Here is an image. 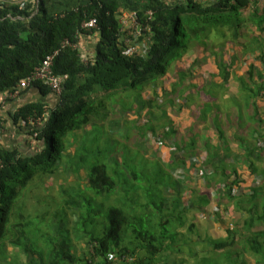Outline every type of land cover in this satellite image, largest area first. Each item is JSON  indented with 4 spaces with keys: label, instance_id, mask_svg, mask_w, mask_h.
Returning <instances> with one entry per match:
<instances>
[{
    "label": "trees",
    "instance_id": "16d2710c",
    "mask_svg": "<svg viewBox=\"0 0 264 264\" xmlns=\"http://www.w3.org/2000/svg\"><path fill=\"white\" fill-rule=\"evenodd\" d=\"M121 11H135L139 22L150 27L139 37L143 44L137 52H129V33L119 21ZM91 18L97 27H82ZM248 33L252 36L246 39ZM87 34L96 37L90 52L62 45L66 40L79 43ZM200 48L207 50V62L197 72L183 61L188 52ZM55 50L53 71L67 75L61 91L35 81L24 90L34 87L41 98L8 113L11 129L3 125L7 119L0 117V127L9 131L15 143L0 142V241L8 235V223L15 220L16 234L4 241L22 252L24 224L16 221L22 220L23 210L25 214L33 210L26 211L23 200L17 217L12 212L17 197L26 193L22 190L33 179L55 176L62 179L59 189L76 185L81 192L63 193L68 211L54 209L53 219L60 217L54 229L65 226L62 243L37 256L30 251L28 264H184V258L175 256L185 248L192 251L193 264H218L226 258L246 264L245 254L264 264V0H26L22 5L0 0V93L15 91L19 81ZM210 65L215 70L205 80L202 69ZM237 66L243 67L241 72ZM167 79H176L181 91L202 101L194 108L188 142L178 146L187 151L186 159L177 153L168 164L153 147L176 134L172 127L155 132L170 122L165 120L163 104L155 99L156 87ZM119 85L127 91L120 103ZM231 85L237 89L235 96L228 93ZM147 88L150 98L142 95ZM116 105L123 113H138L148 106L150 113L160 114L159 123L152 124L150 118L148 122L116 120L112 118ZM207 116L224 141V153H229V132L244 148L250 193L232 194L233 186L246 184L244 176L233 165L230 170L210 140L199 142L196 123ZM38 122L42 126L35 131ZM35 133V148L21 151L16 138L27 135L23 142L29 145ZM199 150L208 155L202 168L205 187L193 188L190 202L171 208L165 197L168 187L177 182L171 168L188 164L193 171V157ZM155 167L161 174L158 181L153 179ZM82 171L85 181L80 178ZM62 173L75 175L78 183H69ZM38 194V205L51 203ZM214 204L231 215L226 236L202 235L198 227L192 239L197 224L194 220L184 230L186 213L210 212ZM44 209L39 213L47 216ZM215 213L222 217L221 211ZM198 244L202 248L197 252ZM108 252L117 258L109 260Z\"/></svg>",
    "mask_w": 264,
    "mask_h": 264
},
{
    "label": "rangeland",
    "instance_id": "374dc122",
    "mask_svg": "<svg viewBox=\"0 0 264 264\" xmlns=\"http://www.w3.org/2000/svg\"><path fill=\"white\" fill-rule=\"evenodd\" d=\"M257 34L259 33V31L256 32ZM129 38L131 39V35H128ZM252 36V34L248 33L245 38L247 39V37ZM132 44H135L137 46H142L143 42L141 40H139V38L137 40H135ZM231 47V45H230ZM203 54V55H201ZM186 60L183 61V64H186V66H195V68L197 69V72H199V68H200V64L205 65L207 62V50H203V49H197V50H192L190 52H188V54L186 55ZM198 59V60H197ZM195 63V65H193ZM248 63V60H247ZM238 67V66H237ZM243 67L239 66L237 70H240ZM203 70V69H202ZM205 80L208 77L206 74L203 75ZM196 77H199V74L196 75ZM198 79H195V81H197ZM219 80V78H218ZM163 85L164 86H169V82L168 79L163 81ZM232 87V86H231ZM234 87V86H233ZM157 88V87H156ZM235 89V88H234ZM156 91L158 92V89H156ZM112 92V91H111ZM229 93V92H228ZM232 93V92H230ZM111 94V93H108ZM127 91H125L122 87V85H119V87L117 88V95L116 98L119 99L118 102L120 103L122 101V99L126 96ZM143 97H151V90L150 89H145L142 92ZM157 96L159 97V95L157 94ZM189 93H188V97L185 99V104L186 107L190 106V102H189ZM120 105H116L115 111L112 112V118L115 117L116 120H121L124 122H133L134 120H138V122H144V117L143 114L148 118L149 121V117L146 113V111H148V106H146L144 109H141L138 113L136 111H129L127 110L126 112H118ZM192 110L194 111V109L192 108ZM123 113V114H122ZM162 119V118H161ZM137 122V123H138ZM152 123V121H151ZM156 123L157 122L156 120ZM153 124V123H152ZM42 124L40 122L36 123L33 128L35 131L41 129ZM157 130V128H155ZM205 131L208 130V128L204 129ZM148 131V130H147ZM150 132V131H149ZM210 132H213L210 129ZM37 133H35L33 136H31L30 138V142L29 145H26L24 142L25 140L19 141V143L21 144L20 147H23V149L25 150H32L33 148H35V136ZM215 134V132H214ZM133 135H135L133 133ZM27 136V135H24ZM23 136V138H24ZM215 137V136H214ZM24 141V142H23ZM129 143H132V138L129 141ZM155 164V161H154ZM158 168L156 169L155 167V175L153 179H156V181L159 180V178L161 177V174L159 173V171H157ZM62 178H67L68 182L72 183V182H76L78 181V177H76L75 175H68V174H63ZM85 175L86 173L84 171L81 172V177L80 178H84L85 181ZM194 175V174H193ZM250 176V174H248ZM255 175V174H254ZM158 179V180H157ZM82 182H80L81 184H86V182H84L83 180H81ZM193 184L191 185V188L194 185V182H202L201 180H198L195 176L192 177ZM43 182V183H41ZM62 182L61 177H44L43 179H39L38 177L33 179L32 181H30V184L28 185L27 188H25L24 190H22V192H26L24 195H19L17 197L16 200V204L12 210V212H14L17 216V213L20 211V204L22 203L23 200H26L25 202V206L26 207V211H31L33 210L32 213H24L23 210V218L22 220H17L16 222H21L24 224L23 227V233H22V252L18 251V249H16V247H14L13 245L8 244L7 241H4L6 239L10 240L15 234V230L13 227V224L15 223V220L12 221L10 223H8V235L6 236V238H4L3 240L0 241V264H28L29 263V257L31 256V252L33 251L35 253V256H37L38 254H40L41 252L45 253L46 250L49 249V246L52 244H59L62 243V240L66 234L65 232V226L63 227V229H59V230H55L54 226L59 222L60 217L54 218L53 219V215L55 214L54 209L59 208V209H67L66 205H64V194L66 193H71V195H76L78 193L81 192V190L75 185V186H62L60 187V189L58 188L59 183ZM37 183H39V185L37 186ZM68 183V184H69ZM78 183V182H76ZM200 186V190L201 188H204L205 185L204 183L199 184ZM67 187V189H66ZM32 188H37L36 190H30ZM60 192H59V190ZM193 189V188H192ZM30 190V191H29ZM29 191V192H28ZM38 191H40L38 194ZM249 192V191H247ZM246 192V193H247ZM45 193V194H44ZM64 193V194H63ZM39 195L42 197L43 202H47V201H51V203H43L38 205V199H36V195ZM46 194L51 195L50 196H44ZM216 198V195L212 196V199L214 200ZM54 201V202H52ZM60 204V205H59ZM61 206V207H59ZM44 207H46L47 212L49 213L47 216L44 215V213H39V211L41 212L42 210H45ZM53 208V209H52ZM169 208V207H168ZM51 209V210H50ZM171 208H169L170 210ZM68 211V209H67ZM163 213L167 214L168 213V209L165 208L163 209ZM222 217L214 215L211 218H205L203 220V222L205 223V232L204 235H208L211 236L213 238H222L226 236L227 233V226L228 224L231 223L232 218L231 215L229 214V212L227 210L224 209V207H222ZM187 215V213H186ZM212 214H210L211 216ZM195 215H192V217ZM18 217V216H17ZM185 227V226H184ZM170 229H174L172 226H169ZM184 230H186V228H184ZM189 233V232H188ZM194 233V232H193ZM190 234L193 238L195 239L196 237V233L194 234ZM186 238L187 235H185ZM175 238H168V240L173 241ZM197 240V239H196ZM4 241V243H3ZM178 243L180 244V242L178 241ZM183 243V241H182ZM2 244H4V247L2 248ZM237 246V244H236ZM193 247V245H192ZM191 248V247H190ZM202 246L201 244H198L197 246V252L199 251V249H201ZM3 249V250H2ZM6 255H9V257L6 260ZM201 256V254H200ZM177 258V260H179L180 258H184L186 260V262L184 264H193L194 260L193 259V254L192 251L189 250V248H185L184 251L178 255L175 256ZM246 264H257L254 257L250 254H245L243 255ZM38 258V257H37ZM207 264H211L210 262ZM218 264H233V262H228V259L226 258L225 260H219Z\"/></svg>",
    "mask_w": 264,
    "mask_h": 264
},
{
    "label": "crops",
    "instance_id": "0c3cea01",
    "mask_svg": "<svg viewBox=\"0 0 264 264\" xmlns=\"http://www.w3.org/2000/svg\"><path fill=\"white\" fill-rule=\"evenodd\" d=\"M15 1L20 2L21 4L22 2L26 0H15ZM73 1L77 2L78 0H73ZM54 5L57 8H61L58 5V3H55ZM95 40H96V37L94 34L82 35L79 41V48L81 52L83 53V52L92 51ZM203 70H204L203 75L206 74L207 76L205 77H208L209 71H214L215 67L210 65V68L209 67H207L206 69L203 68ZM168 82H169V86L162 85L161 87L156 88L158 89V92L157 91L156 92L159 95V97L157 96L155 99L159 104L161 105L163 104L162 107H164L163 111L165 113V116H164L165 120L167 118L170 120V122L165 123L163 126L157 128L155 132L160 133L164 127L168 126L169 128L172 127L174 131L176 132V134L174 138H170V139L165 138L162 146H156V145L153 146L154 148L158 150L159 152L158 155L160 156L161 160L165 162L166 164L174 161V156H176L177 153H179L180 155H183L181 159L183 160L186 159L185 156L186 154H188L187 151L186 150L183 151L182 149L178 150V146L185 147V142L186 143L188 142L191 136L190 128L193 126V123H195L194 111L192 110V108L194 109L195 107H197V105L202 103L200 99H197V96H195V98L193 96H190L189 102L191 104L189 107H186L185 99L188 97L189 92L181 91L183 89L182 85L181 83L180 85H176L175 84L176 79L173 81L168 79ZM184 83L186 84V82ZM231 86L232 87H230L228 92L231 96H235L237 93V89L235 88L234 85H231ZM159 89H161V91ZM20 90H24V88ZM162 91H165L164 93L169 94V95L166 96ZM10 93H11L10 91H7V92L5 91V92L0 93V117L2 116L7 119V121L3 123V125H5L6 128L8 129L12 128L9 117H8L9 112L15 110L17 107L22 106L25 103L33 102L41 98L40 93L34 87H30L29 89L24 90L22 91V93H18L15 96H11ZM146 113L148 117L152 119L153 124H156V120L160 119L159 113L153 114V113H150L149 111H146ZM143 117H144V122H148V118L144 114H143ZM210 123L211 122L208 119V116L205 121L196 123L197 132L199 133V136H200L199 142L200 141L205 142L207 140H210L216 146L217 154H219L220 156H224L226 163L230 166V170L232 171L233 168L231 166L233 165L234 168L237 169V171L244 176L246 180V184L243 186V191L244 189L249 190L250 179H248V176H247L248 175L247 168L249 164H248V161L245 159L246 152L244 148L239 146V142L235 140L234 135L229 132L230 134L226 133V137L229 140V153L228 152L224 153V148H225L224 141L219 140L217 133L215 132V130L213 129ZM206 128H208L207 131L204 130ZM210 129L213 132H210ZM8 132H9L8 130L5 131L4 129H2V132L0 133V142L8 143L9 145L10 144L15 145V143L12 141L13 137L10 136ZM261 132H264V126ZM243 134L244 133L240 132V135H243ZM16 139H17L16 145H21L20 144L21 142L19 143V141H21L20 136H18ZM20 150L25 152V149H23V147H20ZM199 151H200L199 154L196 156L199 158L202 182H194V185L192 188H196V189L200 188L199 184L204 183L205 185L206 180L202 174V168L204 167V165H206L205 162H206V158L208 157L207 152L205 150H199ZM151 152H154V151H151ZM177 167L183 168L184 175L187 179L185 182H179V180H177V182H175L174 184L172 183L173 185H170L168 187L165 197L167 198V202L171 208L176 206L178 202L180 203L183 201L190 202L191 190H192L191 185L193 184L191 180H192V177L195 176L193 175V171L191 170L192 166L189 167L188 164L187 166L182 165V164H177V165L172 166L171 170ZM247 193H250V191ZM220 211H222V208L220 209ZM201 212L205 213V215L201 216L200 215ZM210 214L212 215L210 216ZM192 215H195V216L192 217ZM214 215H216V213L213 212V207L210 212H204L203 209L201 210L191 209L187 212L186 224L184 228L186 229L189 228L188 226L191 225V222L195 220V223L197 224L195 225L196 226L195 232H197V234L199 233L198 232V227H199V229L201 230V234L204 235V231H205L204 229L206 226L203 220L207 217L211 218Z\"/></svg>",
    "mask_w": 264,
    "mask_h": 264
},
{
    "label": "built area",
    "instance_id": "2783aa9c",
    "mask_svg": "<svg viewBox=\"0 0 264 264\" xmlns=\"http://www.w3.org/2000/svg\"><path fill=\"white\" fill-rule=\"evenodd\" d=\"M196 1L202 3H211L216 0H196ZM22 4L23 2L21 3V5ZM119 21L122 24L123 28L127 29L128 33L131 35V39L129 38L127 41L128 43H130L129 52L133 53L139 51L140 47L132 43L135 40H137L140 36H142L143 32L150 30L149 25L140 23L137 13L135 11H121L119 15ZM82 27H84L87 30H90L96 28L97 24L95 19L91 18L85 21L82 24ZM62 45L63 46L70 45L74 48L80 49L79 43L71 44L68 40L64 41ZM57 53L58 50H55L52 53L46 55L45 58L42 59L40 65L35 67V69L31 72V74L28 77L21 79L19 81L17 89L10 93L11 96H15L16 94L19 93L20 89L28 87L35 81H41L44 84L48 85L54 92L59 93L62 88L63 80L64 78H66L67 75H59L53 71L54 57ZM165 129H168V126H166ZM1 132H2V128L0 127V133ZM157 138L159 139L158 136ZM193 163H194L193 174L198 180H201V170H200L199 158L197 156L193 157ZM0 166H1V160H0ZM171 173L173 174L176 180H183L185 177L183 168H179V167L173 168L171 170ZM241 191H243V186L240 187L233 186L231 192L232 194L237 195ZM245 191H250V190L244 189V192ZM219 211H220V207L215 204L213 206V212H219ZM200 215L201 216L205 215V213L201 212ZM107 256L109 260H114L117 258L114 252H108Z\"/></svg>",
    "mask_w": 264,
    "mask_h": 264
},
{
    "label": "water",
    "instance_id": "95a60500",
    "mask_svg": "<svg viewBox=\"0 0 264 264\" xmlns=\"http://www.w3.org/2000/svg\"><path fill=\"white\" fill-rule=\"evenodd\" d=\"M41 63V62H40Z\"/></svg>",
    "mask_w": 264,
    "mask_h": 264
}]
</instances>
